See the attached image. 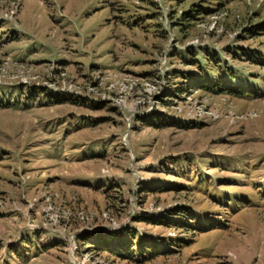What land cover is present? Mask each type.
<instances>
[{
  "label": "rangeland",
  "instance_id": "374dc122",
  "mask_svg": "<svg viewBox=\"0 0 264 264\" xmlns=\"http://www.w3.org/2000/svg\"><path fill=\"white\" fill-rule=\"evenodd\" d=\"M192 4L214 11L182 29ZM263 20L264 0H0V264H264ZM124 229L167 251L97 249Z\"/></svg>",
  "mask_w": 264,
  "mask_h": 264
},
{
  "label": "trees",
  "instance_id": "16d2710c",
  "mask_svg": "<svg viewBox=\"0 0 264 264\" xmlns=\"http://www.w3.org/2000/svg\"><path fill=\"white\" fill-rule=\"evenodd\" d=\"M212 9H208V10H205L203 6L199 5V4H192L190 5L189 9L188 10H185V11H182L180 17L182 19H184L185 23H182L180 24L181 25V28L184 29V28H187L189 25H190V19H197V17H201V15H206V14H209L211 13ZM170 15H174V13H170ZM253 29H250V30H253L252 32L255 33L256 36H259L261 34L264 33V20L257 24H254L253 26ZM261 55H259V57H256L254 54H251V57L250 59L246 60L247 62H250L251 65L252 64H255V65H264V62L261 60ZM205 67L209 70H211L212 68H215V67H221L220 66V61L219 62H216L208 58H205ZM192 62H194L193 64H191V66L195 67L196 70H200L202 67L200 66L199 62H197L196 60H191ZM227 76L228 77H231L229 76L230 74L227 73ZM190 73H182V78H186V80H190L191 82H193L195 85V87H198V89H204L206 92H212V91H215L216 93H228V94H233V95H247L248 93L249 94H256V92H258L257 90L259 89V87H256L254 90H246V88H250L249 84H245L243 82V80H234V79H229V84H220L221 80H214L215 78H217V74H213V73H209V78L208 80H203L201 79L200 76L198 77H193L189 79ZM185 81V79H184ZM183 81V82H184ZM182 85H185L183 86L182 88V91H187V87L189 86V83L187 82H184V84ZM243 85V86H241ZM251 87H253L252 84H250ZM94 188H99V186H92ZM192 217V215H191ZM194 217V216H193ZM157 220H155L156 222ZM172 221V220H170ZM184 222H182V220H179V219H176L174 220V226H178L180 224H183ZM188 223H193V225H191V230L193 231H196L197 230V225L198 223L197 222H188ZM169 223H162L160 225H165L167 226ZM213 226H211V228H213ZM109 238H104L103 240V244H101L100 246H97V249L99 247L100 250H107L109 251L110 253H112L114 256H118L119 258H124V259H127V255L126 254H134V252H137L140 254L142 260H150V259H153L154 257H158V256H161V252H165L167 250L166 248V245H164V241H161V240H158V244H156L157 246L158 245H161V251L159 250H156L154 249L153 246H149L146 241V239H140V238H136V235H134V231H129V230H122L121 231V234H112V237L111 236H108ZM172 241V240H171ZM113 246H111L110 244L113 243ZM105 243V244H104ZM97 244H100V242H97ZM178 244V243H177ZM174 246H177L175 244V241H173L172 243V247ZM179 246V245H178ZM112 247V248H111ZM180 247V246H179ZM158 249V248H157ZM170 251H173V250H170ZM131 254V255H132ZM132 260H134V258H131Z\"/></svg>",
  "mask_w": 264,
  "mask_h": 264
},
{
  "label": "built area",
  "instance_id": "2783aa9c",
  "mask_svg": "<svg viewBox=\"0 0 264 264\" xmlns=\"http://www.w3.org/2000/svg\"><path fill=\"white\" fill-rule=\"evenodd\" d=\"M160 62H161L160 71L163 72L162 67L164 66V64L166 62V56L165 57H162ZM163 62H164V64H163Z\"/></svg>",
  "mask_w": 264,
  "mask_h": 264
}]
</instances>
